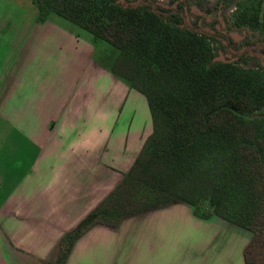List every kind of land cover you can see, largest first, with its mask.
I'll list each match as a JSON object with an SVG mask.
<instances>
[{
	"label": "crops",
	"instance_id": "obj_1",
	"mask_svg": "<svg viewBox=\"0 0 264 264\" xmlns=\"http://www.w3.org/2000/svg\"><path fill=\"white\" fill-rule=\"evenodd\" d=\"M81 28L0 0V264L56 261L153 131L146 95L112 70L118 49ZM251 237L175 200L94 224L66 264H244Z\"/></svg>",
	"mask_w": 264,
	"mask_h": 264
},
{
	"label": "trees",
	"instance_id": "obj_2",
	"mask_svg": "<svg viewBox=\"0 0 264 264\" xmlns=\"http://www.w3.org/2000/svg\"><path fill=\"white\" fill-rule=\"evenodd\" d=\"M33 2L39 20L56 12L118 49L112 70L146 95L154 125L119 184L46 264H66L98 222L175 200L250 229L244 264H264V69L215 60L214 31L185 22V1ZM232 22L264 33V0H238Z\"/></svg>",
	"mask_w": 264,
	"mask_h": 264
},
{
	"label": "rangeland",
	"instance_id": "obj_3",
	"mask_svg": "<svg viewBox=\"0 0 264 264\" xmlns=\"http://www.w3.org/2000/svg\"><path fill=\"white\" fill-rule=\"evenodd\" d=\"M184 1L189 5L185 22L214 31L215 60L232 59L245 66L264 69V33L249 26H235L232 22L238 0H173V3ZM260 112L264 114V108Z\"/></svg>",
	"mask_w": 264,
	"mask_h": 264
}]
</instances>
